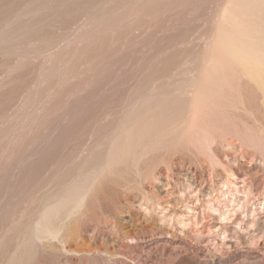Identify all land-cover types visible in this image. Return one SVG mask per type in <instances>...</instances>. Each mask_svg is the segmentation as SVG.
I'll return each mask as SVG.
<instances>
[{
    "label": "rangeland",
    "instance_id": "rangeland-1",
    "mask_svg": "<svg viewBox=\"0 0 264 264\" xmlns=\"http://www.w3.org/2000/svg\"><path fill=\"white\" fill-rule=\"evenodd\" d=\"M228 2L0 0V264H264V67L216 53Z\"/></svg>",
    "mask_w": 264,
    "mask_h": 264
},
{
    "label": "bare ground",
    "instance_id": "bare-ground-1",
    "mask_svg": "<svg viewBox=\"0 0 264 264\" xmlns=\"http://www.w3.org/2000/svg\"><path fill=\"white\" fill-rule=\"evenodd\" d=\"M259 0H229V4H227L225 7H223V9L224 10H222L221 12H223V18H222V16L220 17L221 18V22H220V24H219V26H218V31H217V39H216V46L218 47V51H216V53H219L220 52V54L221 53H223V54H227L232 60H235V61H237L240 65H241V67H246V69H247V67H249V66H257L258 64H263L262 66L264 67V63H262L260 60H261V58L260 57H254L257 53L255 52L254 54L252 53V54H250V52H253V51H255V50H253V51H250V50H248V49H250V48H254V47H256L257 45L255 44V41H254V37H257V36H259V37H261L260 35H258V33L259 34H261L263 31H264V25H263V23H264V21H263V23L260 21V20H258L259 19V17H260V19L262 18V12H264V11H262L260 8H262V7H260L261 6V4L259 5V4H257V3H259V2H261V1H259ZM263 4H264V0H263ZM261 10L262 12H260L259 13V11H258V13L255 11V10ZM254 11H255V14L257 13L258 15L257 16H259V17H257L258 19H253V21H252V17H255V14H254ZM222 14V13H221ZM254 14V15H253ZM262 14V15H261ZM254 20H258L256 23H259V21H260V23H262L261 25H263V28L261 29L262 31H260V32H258L259 30L258 29H260V28H258V29H256V27L254 26ZM220 21V20H219ZM256 25V24H255ZM258 25V24H257ZM259 27H260V25H259ZM262 27V26H261ZM258 30V31H257ZM262 35V37H263V34H261ZM261 37V38H262ZM251 38V39H250ZM264 38V37H263ZM259 39V38H258ZM257 39V40H258ZM263 39H261L260 41H262ZM264 41V40H263ZM257 43V42H256ZM261 45V44H260ZM259 45V46H260ZM262 45H263V43H262ZM259 46H257L258 47V49H259V51L261 50L262 51V48H261V46H260V48H259ZM256 47V48H257ZM263 47V46H262ZM215 48V47H214ZM257 50V49H256ZM263 50H264V48H263ZM259 51H258V53H259ZM222 54V55H223ZM252 55H254V56H252ZM262 55V54H261ZM260 56V55H259ZM225 57V56H224ZM259 58V59H258ZM263 58H264V55H263ZM230 59V60H231ZM220 60V59H219ZM209 62V61H208ZM236 62V64H237V67H238V63ZM217 63V62H216ZM232 63V62H231ZM230 64V63H229ZM235 64V63H234ZM239 65V66H240ZM224 66V65H223ZM232 66V65H231ZM235 66V65H234ZM238 68H240V67H238ZM249 68H251V67H249ZM256 67H254V69H255ZM216 69V68H215ZM243 69V68H242ZM245 69V68H244ZM246 69L245 70H243V71H246ZM254 69H252L253 70V72L255 71ZM214 71V70H213ZM211 72H212V70H211ZM259 72V71H258ZM261 72H263V71H261ZM202 73V72H201ZM250 73V72H249ZM252 73V72H251ZM257 73V72H256ZM209 75V74H208ZM211 75V74H210ZM209 75V76H210ZM217 74H215V77H217L216 76ZM209 76L208 77H206V79L207 78H209ZM213 77V76H212ZM261 77V76H260ZM195 78V77H194ZM212 79V78H211ZM200 80H201V78H200ZM204 80V79H203ZM203 80H201V81H203ZM208 80L209 79H207V82H208ZM199 82L198 84H196V85H193V84H191L190 86H191V88H189L188 89V91L190 90L192 93V96L194 95H196V96H199L200 94H203V93H205L206 94V88L208 87V85L210 86V84H211V81L210 82H208V83H210V84H208L207 86H206V88L205 89H203V90H205V92H202V88H204L203 86V83L202 82ZM206 82V83H207ZM261 82V81H260ZM260 82H258V83H260ZM205 82H204V84H206ZM195 84V83H194ZM261 84V83H260ZM211 86H212V84H211ZM211 86L210 87H208V88H211ZM207 88V89H208ZM211 89H209L208 91H210ZM212 91V90H211ZM188 93V92H187ZM204 94V95H205ZM203 95V96H204ZM192 96H191V99H192ZM201 96V95H200ZM211 96V95H210ZM205 97V96H204ZM208 97V96H207ZM195 99L197 98V100H198V97H194ZM200 98V97H199ZM202 99H204V98H202ZM192 101H194V100H192ZM195 102V101H194ZM197 102V101H196ZM158 104V103H157ZM165 104V103H164ZM163 104V105H164ZM151 107V106H150ZM164 108V106L163 107H160V108H158V110L160 109V111L158 112V114H161L162 112H163V109ZM174 109V108H173ZM177 109V108H176ZM150 111V110H149ZM155 112V111H154ZM156 113V112H155ZM158 114H157V116H158ZM140 117V116H139ZM158 117H160V116H158ZM141 118V117H140ZM146 120V119H145ZM153 120V119H152ZM152 120H151V122H152ZM137 124V123H136ZM152 124V123H151ZM150 125V124H149ZM144 126L146 127V124H144ZM148 126V125H147ZM153 126V125H152ZM155 128V127H154ZM160 128V127H159ZM128 130V129H127ZM125 131V130H124ZM121 134V133H120ZM123 136V135H122ZM112 140V139H111ZM114 141V140H113ZM117 144V143H116ZM62 197V196H61ZM57 198V197H56ZM54 200V199H53ZM48 203V202H47ZM45 205V204H44ZM49 232V231H48Z\"/></svg>",
    "mask_w": 264,
    "mask_h": 264
}]
</instances>
